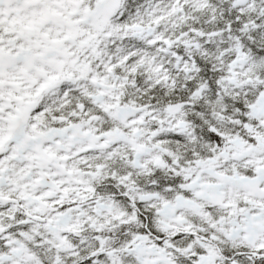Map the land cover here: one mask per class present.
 Listing matches in <instances>:
<instances>
[{"label":"snow or ice","instance_id":"obj_1","mask_svg":"<svg viewBox=\"0 0 264 264\" xmlns=\"http://www.w3.org/2000/svg\"><path fill=\"white\" fill-rule=\"evenodd\" d=\"M0 264H264V0H0Z\"/></svg>","mask_w":264,"mask_h":264}]
</instances>
